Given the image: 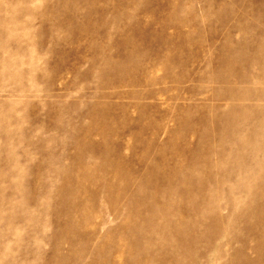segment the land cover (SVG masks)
<instances>
[{
  "label": "rangeland",
  "instance_id": "374dc122",
  "mask_svg": "<svg viewBox=\"0 0 264 264\" xmlns=\"http://www.w3.org/2000/svg\"><path fill=\"white\" fill-rule=\"evenodd\" d=\"M0 264H264V0H0Z\"/></svg>",
  "mask_w": 264,
  "mask_h": 264
},
{
  "label": "bare ground",
  "instance_id": "6f19581e",
  "mask_svg": "<svg viewBox=\"0 0 264 264\" xmlns=\"http://www.w3.org/2000/svg\"><path fill=\"white\" fill-rule=\"evenodd\" d=\"M261 41V40H260Z\"/></svg>",
  "mask_w": 264,
  "mask_h": 264
}]
</instances>
